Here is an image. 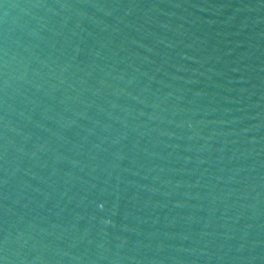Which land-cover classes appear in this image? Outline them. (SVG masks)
<instances>
[{
  "label": "water",
  "instance_id": "water-1",
  "mask_svg": "<svg viewBox=\"0 0 264 264\" xmlns=\"http://www.w3.org/2000/svg\"><path fill=\"white\" fill-rule=\"evenodd\" d=\"M0 264H264V0H0Z\"/></svg>",
  "mask_w": 264,
  "mask_h": 264
}]
</instances>
